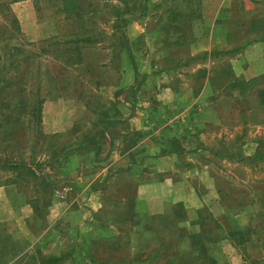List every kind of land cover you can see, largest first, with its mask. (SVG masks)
Wrapping results in <instances>:
<instances>
[{
	"label": "rangeland",
	"instance_id": "1",
	"mask_svg": "<svg viewBox=\"0 0 264 264\" xmlns=\"http://www.w3.org/2000/svg\"><path fill=\"white\" fill-rule=\"evenodd\" d=\"M183 1L185 8L177 7L181 0H0V51L4 55L0 79L4 81L6 69L19 68L20 76L31 86L28 89L32 99L29 103L33 104L39 98L35 89L42 83L37 66H52L60 62L62 65L57 64L70 67L82 50L84 65L77 75L76 88L73 79L68 77L70 69L65 70L66 74L60 70L53 71L65 75L61 94L78 96L80 92L84 106L94 114L95 120L90 122V126L106 128V124L115 123L106 118L129 114L130 125L126 122L124 129L120 124L116 125L117 135L112 143L119 146V153L123 148L130 150L126 156L131 164H137L141 159L144 164L135 166L134 173L127 175L130 179L118 177L113 185L102 190L108 199L103 214L93 224L107 225L117 217L112 213L130 212L134 224L131 227L134 228L132 246L136 255H139L140 248L145 252L147 245L154 246L158 235L152 232L139 235L135 226L155 229L162 220L160 217H139L136 203H141L143 198L142 195L138 198L136 189L140 182L160 179L162 175L156 169L166 170L174 162L167 161L169 153L178 155L175 171L165 172L164 176L169 175L176 180L173 192L178 195L183 193L184 183L194 190L193 205L187 208L192 211L191 217L196 218L197 214L207 217L208 225L204 224L207 230L210 222L216 229L250 223L257 206L242 212L232 200L240 195L252 199L250 196H254V189L260 186L257 182L264 179V158L259 163L253 158L264 141V81L259 84L262 77L257 81L259 86L252 91L248 87L242 89V78L235 73L239 69L231 65L233 53L226 58L195 57L196 49L206 47L207 40L194 44L200 37L196 32L200 21L210 25L220 4L224 13L215 25L216 43L226 29L224 44L228 51L245 42L251 46L264 35V20L262 24L257 21L264 19V0ZM250 18L257 19L252 30L248 28L251 27L250 22L246 25ZM178 37L185 38L188 45L179 47L175 40ZM124 55L130 60V71L123 80ZM208 59L212 63L209 67ZM222 61L227 65L221 71ZM241 62L245 67V59ZM208 68L211 72L206 71ZM254 71L256 68L249 66L242 74L250 78ZM248 80L251 79L242 81ZM235 84L239 89L233 87ZM2 91L3 96L14 97L13 90L9 93ZM123 100L129 102L124 109L120 104ZM238 111L245 114L253 111L255 119L247 116L244 124L245 118L241 120ZM29 122L12 120L0 123V162L4 158L8 161L24 159L21 160L24 163L33 160L32 164L37 161L42 165L44 159L51 155L43 156L40 146L53 141L62 144L64 140L71 139L60 136L57 141L49 140L34 128V121ZM34 144H37L36 152L30 148ZM167 150L172 152L166 153ZM31 151L33 157L30 156ZM53 167L41 166V173L56 180L59 171ZM15 177L16 173L11 169L0 167V183L11 182ZM30 179L32 181L28 182L18 178L24 194L33 196L42 192L43 188L37 183L39 178ZM65 206V202H59L56 212ZM74 208L70 205L67 210ZM196 210L197 214L194 213ZM182 211L180 204L179 212ZM238 213L241 215L236 216ZM55 214L52 218L46 215L41 219L31 216L22 219L14 216V208L7 200L0 202V264H12L17 252L23 251L31 242H36L39 247H30L14 264H38L40 252L35 249L39 248L42 253L44 249L40 245L43 246L42 242L48 241L49 236L43 238L40 232L50 222L58 221ZM60 220L54 223L55 229L65 228L66 221ZM170 226L165 224L159 229ZM201 231L204 236L205 229ZM73 233L66 234V242H73ZM225 235L230 240L233 238L230 233ZM116 241L119 238H114ZM219 247L220 262L224 260L226 264H249L259 252L258 246L252 242L243 243L240 250L228 241L220 242ZM96 251L100 258L108 259L123 253L121 248L108 250L106 246H99ZM161 252L167 251L162 248L159 249ZM73 263L75 261L68 258L60 264Z\"/></svg>",
	"mask_w": 264,
	"mask_h": 264
},
{
	"label": "crops",
	"instance_id": "2",
	"mask_svg": "<svg viewBox=\"0 0 264 264\" xmlns=\"http://www.w3.org/2000/svg\"><path fill=\"white\" fill-rule=\"evenodd\" d=\"M182 2L185 1L181 0L179 6H177L178 8H185ZM220 7V4L216 7L212 22H210L211 26L208 23L202 24L200 21V25L196 31L198 34L200 33V37L194 44L197 45L201 40L204 41L206 39L208 47L196 49L195 57L210 58L211 56H218L226 58L227 55L233 53L234 59L231 61V65L234 64L239 69L235 70L237 75L234 73L232 66L231 68L236 76H240L242 80L261 77L264 75V35L259 36V39L251 46H248V42H245L247 45L243 43L234 46L228 51L227 46L224 44L227 36L224 35L226 29H224L222 36L218 37L217 43L214 36L215 25L221 19V14L224 13ZM201 18L204 17L201 16ZM255 20L257 19L250 18L246 22V25L250 22L249 25L251 27H248L249 30H252L253 25L257 21L259 24H262L264 19ZM254 21L255 23H253ZM175 40L179 47L184 44L188 45V42L183 37L175 38ZM243 47L245 48L243 49ZM83 57V52L80 50L78 58H76L70 67L67 66L66 68L61 66L60 62L57 63L61 65L55 63L52 66L46 64L40 67L37 66L36 71L40 72V82L42 83L35 89V92L39 94V98L34 100L33 104L29 103V100H32L28 90L31 86H28L29 83L27 81L26 83L24 82V77H21L19 68L10 67L8 70L6 69V75H3L4 81H0V121L27 120V123L30 124L29 120L33 119L32 110L39 105L40 131L42 136L49 140L52 138V141H57L60 136H67L71 139H68L66 142L64 140L62 144L60 142L56 144L53 141L52 143L40 146L43 156H46L47 153L51 155L48 158L54 156L50 161H47L48 158L47 160L44 159V163L41 166L49 168L54 166L53 168L59 171L56 180L44 174L52 185V189L48 193L40 192L33 196H26L24 191L20 189L18 181L4 182L0 183V202L7 200L14 208V216L22 217V219L30 216L41 219L46 217L48 213H50L48 217L52 218L56 212L57 204L59 202L66 203L64 209L57 211L55 214L58 216L55 220L59 218L58 221L50 222L40 232L43 238L49 235L48 241L42 242L43 246L40 245L42 250L44 249L42 253L39 248L35 249L40 252V258L58 257L70 250L72 259L75 261L74 264H226L224 260L220 262L222 255L220 251H217V249H220V242L228 241L230 245H234V247L240 250L243 243L236 241L237 239H241V234L249 232V223L241 225L233 224L228 228L216 229L217 227L213 226L212 222H210L207 230V228H204V224L205 226L208 225L207 217L199 216L197 210L194 213L198 216L196 218L191 217L190 213L192 211H189L187 207L193 205L194 199L192 197L194 196V190L188 188V183L186 185L184 183V191L178 195V193L173 192L176 189V180L172 179L169 175L164 176L165 172L173 173L175 171L174 163L178 156L175 153H169L167 156L169 157L167 161H174L171 163V166H167L166 170L162 168L156 169L157 173L162 175L160 179L140 182V186L136 189L138 198L140 199V195L143 198V200L140 199L141 203L139 201L136 203V212L139 217L162 218L159 222L160 225H157L155 229L151 227H142L140 229L141 226H135L139 229L137 231L139 235L148 232L158 235L154 246L147 245L145 252H141L142 250L138 246L140 248L139 255L135 254L134 251L136 249L132 246L133 238L131 236L132 231H134V228L132 229L131 227L134 224L130 219V212L126 211V213L123 212L120 215L112 213V216L117 217L110 220L107 225H101L100 223L93 224L94 221L99 220L97 218L100 214H103L104 204L106 199H108V197L104 196L102 190L106 187L109 188L111 184L113 185L118 177L130 179L127 175L134 173L132 170L135 166L144 164V161L141 159L136 162L137 164H131L129 157L126 156V153H129L130 150L125 151L123 148V151L119 153V146L112 143L115 135H117L116 125L120 124L123 126V129L126 122H128L127 125H130L129 114L123 113L122 115H114L112 118H106L115 122L114 124H106V128L103 126L98 127V125L90 126V122L95 120L94 114L84 106L80 92L78 96H64L61 94L60 89L62 85L64 86L62 81H64L65 75L55 74L53 71L58 70L59 72L60 70L66 74L65 70L70 69L68 77L73 79L74 88H76L77 75L81 72L82 65H84ZM195 57L193 58L195 59ZM243 59H245V67H243L241 62ZM3 60L4 55L2 53L0 64L4 63ZM54 62H56L55 59ZM222 62L223 67L221 71L227 65L226 61ZM122 63L123 70L121 72L123 75L122 79L124 80L125 75L127 77L130 71V60L127 55L123 56ZM211 64V60L208 59L207 66L209 67ZM249 66L256 68V71H254L250 78H246L242 73ZM204 70L203 68L202 71ZM207 70L211 72V68ZM71 72H73V75H71ZM2 90L5 93L13 90L14 97L3 96ZM120 104L122 105V109H124L129 102L123 100ZM31 127H33V123ZM35 146L37 144H34L30 148L36 152ZM167 147L169 148L170 146ZM168 151L172 152V150H167L166 153ZM36 162L32 164V160H30L26 164L36 167ZM191 166L193 167V163ZM57 184L59 187H56ZM43 202L47 203L43 204ZM67 202H69L68 206ZM180 204L183 210L181 213L179 212ZM34 205L39 206L37 211ZM70 205L75 208L68 211L67 209ZM52 212L53 214H51ZM240 213L236 214V216H240ZM61 218L66 221L65 228L55 229L54 223L60 222ZM165 224L171 226L160 230L159 228ZM111 228H113L112 232ZM202 229H205L204 236H202ZM71 231L74 232V239L73 242L70 241L68 243L66 242V234ZM106 232H111V234L99 235ZM226 233H230L233 238L231 240L228 239L229 237L225 235ZM206 235H209L208 239H204ZM109 238H112V240H109ZM114 238H119V241L114 242ZM99 246H106L108 250H118L121 248L123 250L122 256L113 257L112 259L106 257L100 258L96 251V248ZM135 246L137 247V245ZM30 247L39 246L36 245V242H31L23 251L17 252L12 258L11 263L18 262L24 256V252L29 250ZM162 248H165L167 252L159 253V249ZM149 249L151 251L147 253ZM126 250L128 252L124 253ZM67 259L63 257L57 264Z\"/></svg>",
	"mask_w": 264,
	"mask_h": 264
},
{
	"label": "trees",
	"instance_id": "3",
	"mask_svg": "<svg viewBox=\"0 0 264 264\" xmlns=\"http://www.w3.org/2000/svg\"><path fill=\"white\" fill-rule=\"evenodd\" d=\"M1 58H2V54L0 51V59ZM261 77L263 80L259 84H262L264 81V75H262ZM261 77L254 78V79H251L248 81H242L241 80L240 86H242V89H245L248 87L249 90L252 91L254 88L259 86L258 82H259V78H261ZM2 80L3 79H0V81H2ZM238 83H239V81L237 80V84ZM237 84L233 85V87L239 89ZM258 92H261V91H258ZM245 113L246 112L238 111L240 119L242 120L243 118H245L244 124L247 122V116H253L252 119H255L253 111H252V113H248V114H245ZM32 115H33L32 121L35 122L34 128L39 131V134H41V131H40V107H39V105L36 106L35 108H33ZM0 123H2V122L0 121ZM41 136H42V134H41ZM261 145H263V146H261ZM261 145L257 148V150L255 151V155L253 157L254 159H256V161H258V163H259V161L262 160V158H264V141L262 142ZM31 157H33V156H31ZM53 157L54 156H52L51 158H53ZM51 158H48L47 161H50ZM21 160H24V159H20V161L19 160L18 161H8L4 158L3 162H0V167H4L5 169H11L13 172L16 173V177L12 180L14 182H17L18 178H23V179L27 180L28 182L32 181V179H30V178H33V180L36 178H39L40 181H38L37 183H39L41 185V187L43 188L41 193H48L52 189V185L49 182V180L47 179V177L43 173H41V165L39 163H35L36 167H32L31 165L29 166L26 163L22 162ZM257 183H259L260 186H258V188H256V190L254 189V196H252V195L250 196V197H252V199L245 197L243 195H240V197H238V199L236 198V199L232 200V202L235 203V205H236L235 207L236 208L238 207V209H240L239 211H242V212L248 208H251L252 206H257V210L252 215L253 218H251V221L249 223V232L247 234H241V236H240L241 239H237V241H236V242H242V243H245V242L251 243L252 242L256 246H258L259 252H258L257 256L250 259L249 264H264V179L259 180ZM257 189H258V192H257ZM45 203H47V202H43V204H45ZM38 207H39L38 205H34V208L36 209V211L38 210ZM71 255H72L71 251L68 250L67 252H65L64 254H61V256H58V257L57 256L41 257L39 264H57L60 260L63 259V257H65L66 259L69 257L72 258ZM243 257L245 258V255H243L242 258ZM244 258H243V260H244V262H246ZM72 261H73V259H72Z\"/></svg>",
	"mask_w": 264,
	"mask_h": 264
}]
</instances>
